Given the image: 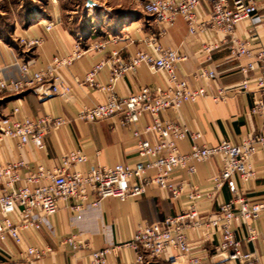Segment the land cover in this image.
<instances>
[{
	"label": "crops",
	"instance_id": "0c3cea01",
	"mask_svg": "<svg viewBox=\"0 0 264 264\" xmlns=\"http://www.w3.org/2000/svg\"><path fill=\"white\" fill-rule=\"evenodd\" d=\"M258 1L261 6L260 14L264 17V0ZM128 12L127 16L110 22L101 30L91 29L90 34H87L85 26L75 29L67 23L55 6L48 14L44 13L35 20L21 22L14 29L17 38H43L40 47L28 51L20 46L18 50L0 41V79L18 77V69L10 67L11 50L15 56L29 62L35 71L50 66L56 57L70 55L76 42L85 52L72 66L58 70L62 91L58 96L46 88L31 89L21 95L0 94V119L9 115L15 107L20 108L21 117L39 119L53 115L69 119V123L58 128L51 126L42 149L29 145L20 154L12 140L7 139L0 143V162L23 158L31 164V168L44 166L82 173L91 171L96 165L105 167L118 163L139 162L136 142L130 130L117 128L109 122L85 123L75 119L84 109L94 108L107 100L106 92L92 88L84 81L92 67L105 63L96 76V81L103 85L110 84L114 75V67L110 63L112 54L118 52L124 59H128L137 51H150L147 41L152 36L157 37L164 48L177 50L187 57L177 68L179 79L186 80L192 88L205 86V83L198 79V75L203 68H207L217 76L216 80L208 85V91L217 94L223 89L227 93L223 103L213 104L207 98H200L195 103L185 105L179 112H164L161 115L162 120H170L193 131L208 134L200 142L208 146L222 140L238 143L264 132V114H251L257 75H245L241 71V68L254 58H238L232 49L233 37L249 42L254 51L264 49V25L253 26L250 21H245L238 25L232 37L216 32L210 19V0L202 4L199 16V22L205 24L208 29L207 34H190L182 18L172 26L163 27L150 15L138 12L134 13L133 17L132 9ZM49 23L53 24L51 31L46 29V24ZM14 40L18 42L16 38ZM208 41L219 45V49L209 55L203 50V44ZM96 44L102 45V48L94 49ZM244 81L250 82V91L241 89ZM52 82L50 79L45 85L48 86ZM143 86L152 90L167 89L169 83L165 74L151 73L141 67L136 76L130 73L120 76L115 82V92L121 97H127L139 92ZM148 120L149 118L141 119L137 126L140 132H143ZM143 138L152 139L148 135H143ZM191 144L189 138L178 141L182 153L188 152ZM75 150L84 152L88 161L85 164L65 166V158ZM251 161L255 177L247 183L238 179L237 184L241 196L249 201H260L264 199V154H255ZM222 164L223 158L216 156L196 163L197 171L193 176L189 175L186 169L176 171L172 175V181L184 189L179 200H174L168 191L156 185L148 186L142 198L130 199L125 203L108 199L99 207H93L90 203L94 196H90L84 204L77 198L69 199L61 204L59 211L51 218L50 227L33 233L23 232L20 244L9 237L5 241L0 240V264L24 262L29 247L46 246H50L53 252L44 257L42 264H91L90 249L75 251L72 246L63 243V239L69 236H76L88 242L93 249L109 248L111 253L107 264H135L137 253L131 248L119 246L131 240L139 227L162 223L187 208L190 202L188 195L194 192V186L202 197L197 202L202 219L217 213L220 204L232 199L233 194L227 185L216 192L213 184V180L220 175ZM215 192L216 195L211 197ZM80 204L83 208L77 212L75 207ZM252 225L258 232L255 242L247 241L248 229L244 223L237 226V238L241 241L243 252H255L260 258V264H264V217ZM185 232L193 252L203 259L202 264H241L217 254L216 248L221 242L219 233L209 238L205 230H196L190 226ZM171 256L178 257L179 264H190L186 257L180 256L175 250L160 258L145 255V264H170Z\"/></svg>",
	"mask_w": 264,
	"mask_h": 264
},
{
	"label": "built area",
	"instance_id": "2783aa9c",
	"mask_svg": "<svg viewBox=\"0 0 264 264\" xmlns=\"http://www.w3.org/2000/svg\"><path fill=\"white\" fill-rule=\"evenodd\" d=\"M206 0H146L145 11L159 25L169 27L182 18L190 34H207L206 25L199 22L200 8ZM210 19L216 32L233 36L238 25L250 21L253 26L264 25V17L260 14L258 0H210ZM53 24H46L51 31ZM18 42L25 50H33L42 45L41 37L19 36ZM150 51H137L124 59L120 53L114 52L110 63L114 67V75L110 84L103 85L96 81V76L105 63L96 64L87 73L85 83L90 87L107 93V100L94 108H86L75 120L85 123L109 122L111 125L130 130L135 140L139 162L118 163L102 167L96 165L87 173L67 172L64 168L49 169L44 166L31 168V164L23 158L0 162V240L7 237L15 243L22 242V233H33L50 227L51 218L59 211L63 202L77 198L84 204L94 196L90 203L99 207L108 199H117L122 203L130 199H139L146 194L150 185H156L179 200L184 192L181 185H175L172 175L178 170L186 169L189 175L196 174V163L221 156L223 164L220 175L213 180L216 192L227 185L233 194L232 199L219 206V211L205 219L197 209V202L202 198L198 188L193 187L188 195L190 202L187 208L162 223L146 224L137 230L133 238L119 247H128L137 253L135 264H145V255L160 258L171 250L186 257L190 264H202L203 259L193 252L185 232L190 226L196 230H205L207 237L220 234L221 242L216 251L219 256L241 264H260L255 252H243L241 241L237 238V226L246 224L248 242H255L258 232L252 225L264 217V199L249 201L239 192L237 180L243 183L255 177L252 157L261 152L264 154V132L251 136L241 142L234 143L222 140L215 145H203L200 142L208 135L193 131L185 125L162 120L161 115L169 110L180 111L185 105L195 103L200 98H207L213 104L223 103L227 98L225 90L217 94L208 91V85L215 81L214 71L203 68L198 79L205 86L192 88L186 80L177 76V68L187 57L177 50L164 48L157 37L147 41ZM96 44L94 49H101ZM219 49V45L211 41L203 44L206 54ZM233 53L238 58H254L241 68L243 74H256L254 82V101L251 114H264V49L254 51L249 42L232 39ZM10 67L18 69V77L0 79V94L21 95L28 90L48 89L53 95L62 94L58 70L72 66L85 55L79 43H75L74 51L64 57H56L53 63L43 70L35 71L29 62L15 56L11 50ZM141 67L151 73H163L169 83L167 89L152 90L143 86L139 92L121 97L115 92V82L123 74L136 76ZM53 82L45 85L48 80ZM242 90L250 91V82L244 81ZM44 95V94H43ZM142 118H149L143 132L137 129ZM69 123L64 116L46 115L39 119L20 116V108L15 107L9 115L0 119V143L9 139L15 143L20 154L29 145L38 149L44 146V140L51 126L55 128ZM143 135L152 139H144ZM189 138L192 142L188 152L182 153L178 141ZM88 156L81 150L69 153L64 160L65 166L85 164ZM153 172V173H152ZM216 192L211 195L214 197ZM75 210L81 211L83 205ZM75 251L90 249L91 264H107L111 250L107 247L93 249L88 242L69 236L63 239ZM53 252L50 246L29 247L24 262L11 264H42L44 257ZM170 264H179L178 257L171 256Z\"/></svg>",
	"mask_w": 264,
	"mask_h": 264
},
{
	"label": "rangeland",
	"instance_id": "374dc122",
	"mask_svg": "<svg viewBox=\"0 0 264 264\" xmlns=\"http://www.w3.org/2000/svg\"><path fill=\"white\" fill-rule=\"evenodd\" d=\"M55 6L67 23L75 29L85 26L87 34L91 29L101 30L110 22L127 16L131 9L133 17L138 12L147 14L146 0H0V41L19 50L20 44L14 40H18L14 29L21 22L48 14Z\"/></svg>",
	"mask_w": 264,
	"mask_h": 264
}]
</instances>
